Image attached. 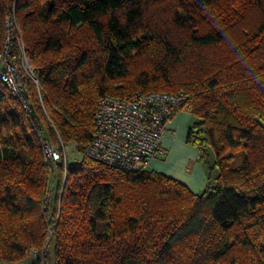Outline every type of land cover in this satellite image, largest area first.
Here are the masks:
<instances>
[{
    "label": "trees",
    "instance_id": "16d2710c",
    "mask_svg": "<svg viewBox=\"0 0 264 264\" xmlns=\"http://www.w3.org/2000/svg\"><path fill=\"white\" fill-rule=\"evenodd\" d=\"M11 16L38 83L29 112L0 79V264H264V0H0V52ZM150 93L194 116L204 191L85 154L103 97Z\"/></svg>",
    "mask_w": 264,
    "mask_h": 264
},
{
    "label": "built area",
    "instance_id": "2783aa9c",
    "mask_svg": "<svg viewBox=\"0 0 264 264\" xmlns=\"http://www.w3.org/2000/svg\"><path fill=\"white\" fill-rule=\"evenodd\" d=\"M8 38L0 52V79L11 87L25 109L30 106L25 96L26 74L36 80L34 70L26 56L21 40L13 43L19 27L15 16L6 19ZM17 45L21 55L14 52ZM21 57V62L17 60ZM184 98L167 93L138 94L131 98L103 97L98 106L95 130L86 155L123 171H139L150 168L158 156L165 155L162 139L174 115L183 105ZM50 161L65 160V146H52L43 142Z\"/></svg>",
    "mask_w": 264,
    "mask_h": 264
},
{
    "label": "crops",
    "instance_id": "0c3cea01",
    "mask_svg": "<svg viewBox=\"0 0 264 264\" xmlns=\"http://www.w3.org/2000/svg\"><path fill=\"white\" fill-rule=\"evenodd\" d=\"M194 122L195 118L189 111H180L174 115L161 143L166 154L158 156L149 169L173 177L185 183L193 192L200 193L209 184H214L218 171L210 176L207 166L200 161V150L187 144L188 130ZM214 158L211 152L212 162Z\"/></svg>",
    "mask_w": 264,
    "mask_h": 264
},
{
    "label": "rangeland",
    "instance_id": "374dc122",
    "mask_svg": "<svg viewBox=\"0 0 264 264\" xmlns=\"http://www.w3.org/2000/svg\"><path fill=\"white\" fill-rule=\"evenodd\" d=\"M7 38H8V33H7V37L5 39V43L7 41ZM13 43H15V39L14 38H13ZM184 110L188 111L186 108H184V109L179 110L178 112L184 111ZM66 152H67V155H68V161L70 163L80 162L82 160V158H83L82 154L77 149L76 144L74 142L66 144ZM56 181H57L56 177L52 176V178H51V186H52V188H54L56 186ZM51 252H52V255H53V248L51 249ZM36 257H37V251L33 250L31 259L28 262L24 263V264L32 263L36 259ZM51 264H54V263L51 262Z\"/></svg>",
    "mask_w": 264,
    "mask_h": 264
}]
</instances>
